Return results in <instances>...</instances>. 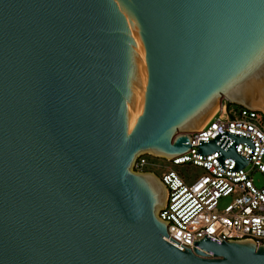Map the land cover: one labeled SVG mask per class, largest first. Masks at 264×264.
Instances as JSON below:
<instances>
[{"label": "water", "instance_id": "water-1", "mask_svg": "<svg viewBox=\"0 0 264 264\" xmlns=\"http://www.w3.org/2000/svg\"><path fill=\"white\" fill-rule=\"evenodd\" d=\"M222 100L264 109V0H0V264H264L168 236L172 158ZM219 136L198 150L248 159Z\"/></svg>", "mask_w": 264, "mask_h": 264}, {"label": "built area", "instance_id": "built-area-1", "mask_svg": "<svg viewBox=\"0 0 264 264\" xmlns=\"http://www.w3.org/2000/svg\"><path fill=\"white\" fill-rule=\"evenodd\" d=\"M190 149L172 158H163L172 166L191 164L203 172L187 182L170 166L160 179L166 186V205L158 216L167 223L168 236L192 249L193 239L208 234L223 239H253L264 242V111L222 100L213 115L196 131L189 132ZM230 135L248 138L235 150L248 159L245 167L236 168L232 157L220 160L215 150L202 154L201 142L219 136L217 144L228 148L234 143ZM144 153L137 156L133 168L145 171ZM254 173L263 184L254 183ZM220 198L229 202L219 206Z\"/></svg>", "mask_w": 264, "mask_h": 264}, {"label": "rangeland", "instance_id": "rangeland-1", "mask_svg": "<svg viewBox=\"0 0 264 264\" xmlns=\"http://www.w3.org/2000/svg\"><path fill=\"white\" fill-rule=\"evenodd\" d=\"M143 157L146 158L147 164L143 167L145 171L153 172L159 179L163 172H165L170 166L174 171H176L182 178H184L187 182L193 181L198 175H200L203 170L201 167L194 166L191 164H183L172 166L165 159H162L159 156H154L149 153H144ZM135 170V169H134ZM254 183L257 186H261L263 184V177L258 173H254ZM229 202L228 198H220L219 206L223 207Z\"/></svg>", "mask_w": 264, "mask_h": 264}, {"label": "bare ground", "instance_id": "bare-ground-1", "mask_svg": "<svg viewBox=\"0 0 264 264\" xmlns=\"http://www.w3.org/2000/svg\"><path fill=\"white\" fill-rule=\"evenodd\" d=\"M216 109H217V108H216ZM216 109H215V110L210 114V116H209V117L203 122V124H204V123H205V122H206V121H207V120L213 115V113L216 111ZM263 111H264V109H263ZM203 124H202V125H203ZM202 125H201V126H202ZM201 126H200V127H201Z\"/></svg>", "mask_w": 264, "mask_h": 264}]
</instances>
